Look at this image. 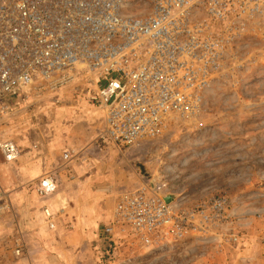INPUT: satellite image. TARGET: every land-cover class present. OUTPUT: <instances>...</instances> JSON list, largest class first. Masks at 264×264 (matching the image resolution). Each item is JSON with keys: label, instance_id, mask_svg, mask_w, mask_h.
Segmentation results:
<instances>
[{"label": "built area", "instance_id": "built-area-1", "mask_svg": "<svg viewBox=\"0 0 264 264\" xmlns=\"http://www.w3.org/2000/svg\"><path fill=\"white\" fill-rule=\"evenodd\" d=\"M129 2L0 0V125L10 98L57 90L83 65L95 75L89 99L103 115L96 144L125 152L176 119L195 120L233 47L264 22V0H146L150 8L141 15L127 11ZM20 153L14 140H0V165ZM54 188L46 175L35 192L44 198ZM164 195L147 183L117 194L100 233L111 250L162 248L232 220L224 192L189 207L167 203ZM41 209L53 229L51 209ZM22 244L16 238V255Z\"/></svg>", "mask_w": 264, "mask_h": 264}, {"label": "rangeland", "instance_id": "rangeland-1", "mask_svg": "<svg viewBox=\"0 0 264 264\" xmlns=\"http://www.w3.org/2000/svg\"><path fill=\"white\" fill-rule=\"evenodd\" d=\"M149 8L146 0H130L126 9L141 15ZM254 28L233 47L195 120L176 119L156 138L142 140L125 152L117 150L126 156L130 173L141 184H155L183 207L221 192L228 194L232 220L222 230L203 236L190 233L162 248L130 251L118 246L113 251L100 233L119 192L103 190L99 232L79 230L68 219L63 231L54 228L49 233L51 249L45 264H264V22ZM70 74L73 79L57 90L28 89L10 98L0 140H14L20 155L36 145L39 152L58 135L64 120H70L62 117L64 110L75 115L87 107L96 109L89 99L95 75L83 65ZM13 164L0 165V264H39L30 258L29 228L25 220L14 217L8 199ZM104 165H109L107 159ZM95 182L97 188H104L105 182ZM31 186L19 196L20 205L23 198H34L35 185ZM232 236L236 242L230 240ZM16 238L23 242L19 255L14 253Z\"/></svg>", "mask_w": 264, "mask_h": 264}, {"label": "crops", "instance_id": "crops-1", "mask_svg": "<svg viewBox=\"0 0 264 264\" xmlns=\"http://www.w3.org/2000/svg\"><path fill=\"white\" fill-rule=\"evenodd\" d=\"M62 117L70 120H64L58 135L50 142L49 139L41 149L39 148V152L35 151L36 145L33 150L20 155L16 161L8 163L10 165L14 163L13 176H10L12 178L9 181L13 189L10 188L8 191V199L14 205V217L25 220L24 224L29 228L27 230L32 236L29 247L30 258L38 260L39 264L46 263L44 260L51 249L48 236H51L49 233L54 228L63 231L65 226L69 225L68 219H70L79 230L93 233L95 229L99 232L98 224L104 216L100 211L103 190L112 193L121 192L141 184L135 173L133 171L130 173L126 156L121 155L111 145L96 144L98 134L103 128V115L99 108L87 107L75 115L64 110ZM75 118L76 122L73 120ZM65 150L70 152L68 159L62 157V152ZM118 154L120 158L117 157ZM98 158L102 164L98 165L96 161ZM105 158L108 166L104 165ZM110 158H113V162H109ZM46 175L53 178L54 191L42 198L34 189L35 195L32 201L23 198L20 205L18 198L20 195L22 197L24 188L32 187L31 185H35V188L40 178ZM98 180L105 182L104 188H97L98 182L95 181ZM45 205L53 214L55 222L53 229L49 228L42 213L41 208Z\"/></svg>", "mask_w": 264, "mask_h": 264}, {"label": "water", "instance_id": "water-1", "mask_svg": "<svg viewBox=\"0 0 264 264\" xmlns=\"http://www.w3.org/2000/svg\"><path fill=\"white\" fill-rule=\"evenodd\" d=\"M164 199L167 203L171 202L172 199L174 198V195L173 194H165L164 196Z\"/></svg>", "mask_w": 264, "mask_h": 264}]
</instances>
